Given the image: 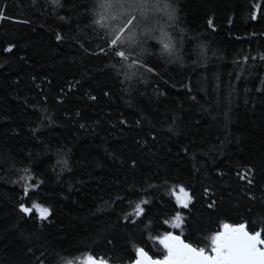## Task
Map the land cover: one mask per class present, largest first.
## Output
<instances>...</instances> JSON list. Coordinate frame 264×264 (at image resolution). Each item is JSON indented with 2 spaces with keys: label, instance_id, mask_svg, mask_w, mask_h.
<instances>
[{
  "label": "trees",
  "instance_id": "1",
  "mask_svg": "<svg viewBox=\"0 0 264 264\" xmlns=\"http://www.w3.org/2000/svg\"><path fill=\"white\" fill-rule=\"evenodd\" d=\"M169 2L175 24L161 8L137 26L162 27L175 46L170 56L148 40L149 72L100 52L108 37L92 23L95 0H0V264H61L86 251L125 264L129 241L162 255L147 237L165 230L205 246L221 221L264 226V0ZM24 167L29 183L43 181L32 200L50 209L46 221L16 207ZM179 184L194 192L188 209L168 191ZM141 198L151 213L124 227ZM174 209L184 229L160 225Z\"/></svg>",
  "mask_w": 264,
  "mask_h": 264
},
{
  "label": "snow or ice",
  "instance_id": "2",
  "mask_svg": "<svg viewBox=\"0 0 264 264\" xmlns=\"http://www.w3.org/2000/svg\"><path fill=\"white\" fill-rule=\"evenodd\" d=\"M50 2L54 6L60 7V0H50ZM33 3H35V0H33ZM256 7L259 8L260 5L257 4ZM161 8L166 10L168 20L175 24L177 20L176 11L169 0H95V6L91 9L93 13L92 23L98 28L104 29L108 37L106 40L107 50L101 48L100 52L104 55L110 53L114 58H120L121 68L131 69L133 66L139 65L149 72H154V69L149 67L146 59H144L146 54L151 55L144 45L148 40H156L161 45L160 52L171 56L175 50L172 37L162 27L159 29L160 35H154L156 31L154 26L147 23L139 29L137 26L142 21L146 22L148 20L149 13L159 11ZM0 16H3V7H0ZM251 18H257L256 12L252 13ZM24 22L27 23V21ZM208 23L211 25L212 21L209 20ZM55 39L60 41L62 37L57 34ZM12 47V45H9L5 51H11ZM204 47V45L200 46L201 53L204 52ZM251 58L256 59V57ZM243 59L247 61L249 57L244 56ZM259 59L264 61V53L259 55ZM124 61H130V63L124 64L122 63ZM131 75H135V73L125 72L126 78L130 79ZM237 79H240V77H237ZM261 83L264 84V79ZM257 91L259 92L261 89L258 88ZM89 98L96 99L94 96ZM57 99L60 98L57 97ZM169 130L171 131V128ZM183 150L187 151L186 148ZM61 163L67 164V161H61ZM131 163L135 166L136 161L132 160ZM18 171L21 174L18 180L13 181V183H20L22 187L16 205L19 212L23 214L21 218L30 216L33 220H48L50 209L42 203L32 200V195L37 194V190L43 181L29 183V181L34 180L29 167H24ZM238 175L241 180L247 179L249 185L253 184L254 181L247 178L245 174L240 173ZM162 183L167 185V181ZM149 187L156 188L155 185H149ZM140 191L143 192V190ZM168 191L175 198V204L181 206V209H188L190 203L195 199L194 192L190 194V191L183 184L174 185ZM208 191L209 189H204L205 193ZM144 195H147V193H144ZM249 195L251 194L249 193ZM25 198L31 201L30 206L25 202ZM123 200L124 197H117V201L123 202ZM152 204L153 200L141 198L135 204L132 212L122 217L124 221H127L123 226L135 228L141 220L149 216L152 211ZM214 206V202L207 205L208 208ZM187 219L188 217L184 215L182 210L174 209L171 217L162 219L159 223L161 226H170L172 229H184L187 227ZM252 223L255 224L256 222L253 221ZM261 223L264 225V219ZM152 224L153 221L148 220L145 228ZM249 229L250 225L246 220L239 223L221 221L217 230L203 237L206 241L205 246H199L197 243L189 241L183 231L181 234H176L174 231L165 230L162 233L147 237L148 240L158 244L163 249L162 255L154 257L150 255L144 246L129 241L134 255L129 253L132 258L127 260L125 264H264V226L255 227L253 230ZM111 261V256L106 257L103 254H94L91 251H86L82 255L71 259L61 258V264H111Z\"/></svg>",
  "mask_w": 264,
  "mask_h": 264
},
{
  "label": "rangeland",
  "instance_id": "3",
  "mask_svg": "<svg viewBox=\"0 0 264 264\" xmlns=\"http://www.w3.org/2000/svg\"><path fill=\"white\" fill-rule=\"evenodd\" d=\"M177 191H178V189H177ZM174 198V197H173ZM174 200H175V198H174ZM170 227V226H169ZM171 228V227H170ZM172 229V228H171ZM172 230H175V229H172ZM179 230V229H178Z\"/></svg>",
  "mask_w": 264,
  "mask_h": 264
},
{
  "label": "water",
  "instance_id": "4",
  "mask_svg": "<svg viewBox=\"0 0 264 264\" xmlns=\"http://www.w3.org/2000/svg\"><path fill=\"white\" fill-rule=\"evenodd\" d=\"M177 234V233H176ZM111 264H120V263H111Z\"/></svg>",
  "mask_w": 264,
  "mask_h": 264
}]
</instances>
